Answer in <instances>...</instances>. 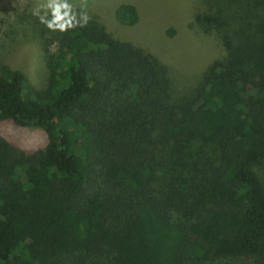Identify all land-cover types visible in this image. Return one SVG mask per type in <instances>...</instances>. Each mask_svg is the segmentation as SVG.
Instances as JSON below:
<instances>
[{
  "label": "trees",
  "instance_id": "obj_1",
  "mask_svg": "<svg viewBox=\"0 0 264 264\" xmlns=\"http://www.w3.org/2000/svg\"><path fill=\"white\" fill-rule=\"evenodd\" d=\"M245 9L196 13L224 54L188 99L97 21L63 25L42 90L0 64V123L47 135L27 154L0 133V264H264V0Z\"/></svg>",
  "mask_w": 264,
  "mask_h": 264
},
{
  "label": "rangeland",
  "instance_id": "obj_2",
  "mask_svg": "<svg viewBox=\"0 0 264 264\" xmlns=\"http://www.w3.org/2000/svg\"><path fill=\"white\" fill-rule=\"evenodd\" d=\"M246 1L0 0V64L23 71L29 84L42 90L48 81L45 54L57 48L63 25L83 21L90 28L97 21L115 38L139 45L155 56L165 67L177 97L192 98L202 85L207 66L224 54L214 28L206 33L196 22V29H191L196 13L203 19H216L210 22L216 25L223 21L237 25L241 18L251 17ZM122 3L136 6L139 19L134 25L117 21L115 9ZM227 31L232 36L237 30ZM0 133L13 138L27 154L44 148L47 141L38 126L4 122L0 123Z\"/></svg>",
  "mask_w": 264,
  "mask_h": 264
}]
</instances>
